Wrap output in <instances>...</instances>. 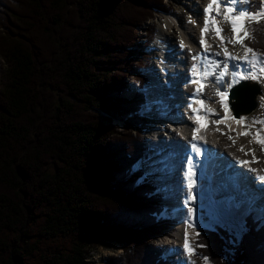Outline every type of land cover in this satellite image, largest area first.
I'll return each mask as SVG.
<instances>
[{
    "label": "trees",
    "instance_id": "obj_1",
    "mask_svg": "<svg viewBox=\"0 0 264 264\" xmlns=\"http://www.w3.org/2000/svg\"><path fill=\"white\" fill-rule=\"evenodd\" d=\"M170 11L166 0H0V264H85L109 244L123 252L105 264H170L155 240L172 223L132 172L147 154L155 32L141 27ZM250 28L244 45L264 56V21ZM255 226L237 238L216 225L197 251L209 264H264Z\"/></svg>",
    "mask_w": 264,
    "mask_h": 264
},
{
    "label": "bare ground",
    "instance_id": "obj_2",
    "mask_svg": "<svg viewBox=\"0 0 264 264\" xmlns=\"http://www.w3.org/2000/svg\"><path fill=\"white\" fill-rule=\"evenodd\" d=\"M189 1V0H188ZM193 0H190V3ZM229 0H226V3H228ZM197 4L196 8H190L188 14L191 16V18L193 20L196 21L195 24L190 23V24H182L181 21H176L175 19H170L167 18L165 21V24L161 25V32H162V37L165 41H163V44L160 48V50H162V56L164 57L163 60L165 61L166 58V64L169 66H164V74H166L167 76V81L169 82L167 84L166 87H169L171 89H173L172 95L173 97L171 99L168 98L169 101H173L174 99H176V103L172 104L176 106L180 107L179 112L182 115L183 118V122L182 121H175L177 123L176 127L175 125L169 123L168 121H164L163 118L157 117L158 118V125L157 127H155V130H163L166 133V138H162L167 139L168 136V142L165 141L164 145L158 143L157 141H154L153 145L155 146H160L162 145V147L158 148L157 150H155V152L157 151H162V150H166L168 152H172L170 154V156L167 159H163L162 165L165 167V169H169L170 165L172 162L177 163L181 162V163H185L186 161V157L187 155L181 156L180 159H174V157L176 156L175 152H178L179 155L180 154H184L186 147L190 146L191 143H198L201 146L206 147V152L204 153V159L200 162L202 164H205V162H215V166L217 165V167H220L223 161H227L226 163H232L235 159L234 157L236 156V158H243L247 161L249 160H253L252 157L256 156V154L254 153V148L255 146H253L252 148V152L253 154L248 156L246 154H244L243 150L242 154L240 155L237 152H235V148H237L239 146V148L241 147V149H245L248 145H246L244 142L246 139L250 140V137H247V135L245 136V138L243 137L242 133L243 131H245L244 129V124L245 122L242 120L240 122H237V119H234L233 117V113L230 109V103L228 102V95H229V91L231 89V87L237 85L234 84L231 87H227V93L228 95L225 98H221L220 96L217 95V87L216 85L213 83V79L214 77L218 74L223 72L224 67L222 69L218 70L211 65V62H220L223 64V66L225 64L228 65H234L235 70L239 71V72H246L249 69H251L256 75H257V79L256 80H252L251 78H246L241 80L239 83L241 82H249V83H254L257 82L255 84H257L260 87H263V73H261L259 71L260 64L263 63L264 61V57H260V55H258L260 57V59L258 60V62L256 63L255 67H253L250 64H246L242 59L241 60H236V59H226L225 58V45L224 42L220 41L219 46L221 45L222 48H220L218 45H216V43H211L213 42L211 40V35H214L219 40H221L220 36L217 35L216 33V28L218 26H216L215 28V32L211 31L209 29V25H208V30L206 32L203 33V40H204V45L201 46L200 45V41H201V29L204 27V20H205V8L208 7L211 4V0H197ZM203 9L202 13L200 9ZM219 11V5H212L211 11L209 13L208 19L212 16V14H215ZM214 12V13H213ZM175 17V16H173ZM184 20V19H183ZM210 24V22H209ZM213 23V26L214 27ZM222 35V34H221ZM210 37V38H209ZM213 37V36H212ZM177 39V44H174L173 41ZM181 41L184 42L185 47L181 48ZM175 46H179L178 49H176ZM167 47V48H166ZM167 49L171 52L169 53V55H167L166 51ZM229 53L230 56L235 57L236 56L232 53H230L229 51H227ZM217 53H219V55H216ZM193 57H196V59H193ZM181 63V65H180ZM193 65H195L196 67H199L201 69H203V77L198 78V81H202L201 83H197L196 87L197 89L195 90V93L197 92V90L199 89L202 91L206 92L205 97L203 98V101L206 100H210L212 102V104L214 103V105L216 104V107L218 109V111H215L216 107H212V108H208L206 105V101L204 104L199 103V98H198V94L196 96H190L192 94V92L194 91L193 88L194 86L189 82L193 76H190V68L187 70L186 73H184L182 75L181 78V74L183 71L186 70V68L188 66L193 67ZM261 73V74H260ZM171 75L174 77L178 76V81L177 80H172L171 79ZM159 78V77H158ZM224 79V78H223ZM226 80L228 81H232L234 78L231 74V71H229V77H225ZM159 80V79H158ZM263 80V81H262ZM165 82V83H166ZM177 84H176V83ZM238 83V84H239ZM155 85L159 86V82H157L155 80ZM163 84V82H162ZM171 84V85H170ZM174 87V88H172ZM167 90H169L168 88L165 90L164 92L167 93ZM170 91V90H169ZM176 94L179 95L178 98L176 97ZM183 94H188L186 97V100L184 103H182V100L180 99V97ZM167 95V94H166ZM166 98L168 97L165 96ZM197 97V100L194 101V98ZM164 98V99H166ZM209 101V103H210ZM158 97L154 98V102L152 103L153 107H157L158 104ZM201 104V106L197 107V104ZM163 104V107L161 108L162 110H165V104ZM189 104L192 105L191 108H189ZM225 105H227L228 110L225 111ZM172 107H168V109L170 110ZM199 112V116L205 117V119H201L199 121H197L195 119L196 116V112ZM176 114L178 113L177 111L175 112ZM158 114V113H157ZM171 116H175L174 114H170ZM190 117H193L192 119H190ZM243 117V116H241ZM244 118V117H243ZM218 119H224L223 123L220 124H216L214 123V121L218 120ZM168 122V123H167ZM167 124L165 127H163L162 125ZM198 129V131L195 133L197 140L193 141L192 137H193V129ZM164 132L159 134L160 138L164 135ZM231 137V139L229 138ZM257 139V138H256ZM180 140V141H179ZM179 141V142H178ZM206 142V144H205ZM246 145V146H245ZM175 147V150H172L171 147ZM168 149V150H167ZM179 155L178 158H179ZM258 158V157H257ZM247 164H250V162H248ZM254 165L256 163H253ZM251 169L256 170V173H262L261 171H258L259 169L256 168L255 166H253ZM153 165V166H152ZM156 164H151L150 168H155ZM176 166L172 167L173 169ZM246 166L243 167V169L241 168L239 170L241 175H249L251 173L250 170L245 168ZM150 168H147L146 170L148 171ZM214 170V169H213ZM218 175H216L213 178V183L211 188L214 190L215 186H218L220 184H222L224 182L223 180V176H224V171L221 169H217V173ZM149 174L146 173V177H148ZM172 181L170 183L171 185V189L177 190L178 194L176 193H172L171 199H169L168 206L172 205L173 203H176V210H174V212H176L182 219L179 221V224L177 225L178 230L176 232H174V236L176 237V239L179 240V242L182 243V245L184 244V235H185V220H189V222H193L191 218H189L187 216V208L184 207L183 201L185 199L186 196V190L183 187V182H182V178L180 177V175L178 174V170L174 171V174L172 175ZM209 181H206V189L204 191L203 194H201V199H205L204 202L208 205V207L210 209L213 210V206L215 205V203L217 201H221L223 199H225L226 197H223L220 199V197L218 196H214V194H212V190L209 188ZM238 184L239 188L241 190L244 191L245 194H249L251 193V190L257 191L256 188H253V186L251 185L250 181H245L243 178L238 180ZM205 187V186H204ZM224 186L222 185L220 189H222ZM200 193V191H198ZM207 194L209 195L208 199H206ZM255 197V196H254ZM253 196H249V199L251 200V203L253 204L254 209L252 210L253 213H258V216H262L264 219V197L261 199L255 200ZM257 197V196H256ZM179 198V199H178ZM196 204H192V207H195ZM239 207L236 208V210L234 211V213L229 216L230 219H232L233 221H237V222H241V220L244 222H246L250 216L248 218L243 217L244 216V208L243 206L245 205V203H240L238 204ZM258 210H261V212H259ZM210 212V211H209ZM211 214V213H210ZM214 215H216L215 213H213ZM211 218H215L212 214L210 216ZM193 225V224H192ZM259 227H261V224H259ZM195 227L194 225L191 227L187 228V236L188 239L193 238V233H195ZM177 240V241H178ZM173 241V240H172ZM189 241V240H188ZM178 243V242H177ZM190 244V243H189ZM166 246H169V244H166ZM176 260L182 259L185 260L186 256L183 253V257L182 254L181 256H179L178 258H175Z\"/></svg>",
    "mask_w": 264,
    "mask_h": 264
},
{
    "label": "rangeland",
    "instance_id": "obj_3",
    "mask_svg": "<svg viewBox=\"0 0 264 264\" xmlns=\"http://www.w3.org/2000/svg\"><path fill=\"white\" fill-rule=\"evenodd\" d=\"M166 3L169 5V7L171 9V11L168 14L155 13L153 18L150 21H147V20L144 21L142 24V27H141L144 29V31L141 32V35H146V31H148V29L151 27H153V30L155 31L154 35H153L154 38L152 39V41L150 43L152 45V47L148 49V51L151 53V55H150L151 61L147 65V69L144 70V74L151 78V80L148 81L147 87L145 89V93L147 95V104H146L147 106H145L143 108V110L141 111L142 118L144 117L143 120L148 123V125L145 126L146 131H144L142 133L143 138L146 141L145 145H147L149 147L148 153L149 152L153 153L155 150L162 147V145L154 147V145H153L154 141H157L158 143L163 144V145H164L165 141L168 142V136H167V139H164L165 141L162 139L163 137L166 138L165 137L166 133L163 130H161V129L155 130V127L159 126L158 125V118H157L158 117V114H157L158 109H157V107L154 108L152 106L153 105L152 103L154 102V98L157 97V95L159 94L158 91L165 93L164 89L165 90L167 88L170 89L169 87H166L167 85L165 86V84L169 83V82H166L168 80L167 77L163 76L164 66H166L167 64H166V58L164 61L163 60L164 57L162 56V50H160V48L163 44V41H165L162 37V32L160 29L161 25L165 24V21L167 18L175 19L176 21L179 20V21H181L182 24H190L189 17H191V16L188 14V12H189L190 8L195 9L196 5H198L197 0H193V1H191V3H190V0L189 1L188 0H166ZM251 4L252 3H250L249 6L241 5L240 7L242 8V10H247V9L251 8ZM200 10L202 13L203 9L201 8ZM219 12L221 13L220 16H217V13H215V14H212V16L209 18V22H210L209 29L211 31H214V32H215V29H213V28H215L216 26H218L220 29H222L221 34L223 35V37L225 39V41H223L224 42L223 45H225V47H227L226 48L227 51L234 54L235 56H238L239 58H242L244 56V47H242L240 43H229V42H227L228 40H230L232 38L233 34L231 31L230 24L223 20V15H222L224 12L223 7L219 6ZM173 16H175V17H173ZM213 18H215L217 20V23H215L216 25H214V27H212L213 26ZM241 36H243V33H241ZM211 40L213 41L211 43H216V45L219 46L220 42H216V37L214 35H211ZM173 43L177 44L178 43L177 39L174 40ZM175 47H176V49L179 48V46H175ZM219 47L222 48L221 45ZM153 52H157V54H154ZM168 52L171 53L167 49V51H166L167 55H169ZM249 56H251V54H249ZM180 65H181V63H180ZM167 66H169V65H167ZM260 67H264V61H263V63L260 64ZM263 75H264V73H263ZM226 77H229V75ZM155 80L160 83L159 86L154 84ZM263 80H264V77H263ZM129 81H130V79H127V82H125L126 86L128 85ZM162 82H163V84H162ZM254 83H257V82H254ZM263 84H264V81H263ZM260 90H261V94L258 97H256L257 106H256L255 111H253L249 115L243 116L244 117L243 121L245 122V124H244L245 131H243V133L247 132V133L251 134V138H249L250 140L246 139L244 142L248 146H250V144H253L254 141H256L257 131H260L261 137H264V85H263V87H260ZM128 95H131V93L124 92L123 96H121V97H127ZM169 99H171V98H169ZM205 101L207 104L206 106L209 109L212 107L213 108L216 107V104L215 105H214V103L212 104V102L210 100L205 99ZM209 101H210V103H209ZM215 111H218L217 107L215 108ZM149 113L152 114L153 119L146 117L147 115H149ZM144 114L146 116H143ZM171 114L175 115V116H171V117L176 118L177 114L175 112H172ZM150 122H152V123H150ZM143 123L141 124L142 127H143ZM169 123L175 125V127L177 125V123L175 121H170ZM112 124L118 125L119 131H121L120 130L122 128L121 122L119 123V122L115 121ZM163 132H164V135L161 138L159 135L158 136L155 135V134H161ZM245 136L246 135H243L244 138H245ZM174 148H175L174 146L171 147L172 150H175ZM263 150H264V147H262L260 144H257L255 146L254 153L256 154V156L258 158L254 156L256 158V164L255 165L253 164V166L258 168L259 169L258 171H261L262 173H264V152H263ZM235 152H237L240 155H243L241 147L239 148V146L237 148H235ZM175 154L179 155L178 152H175ZM244 154L250 156L253 154V152H251V150L249 148H246L244 151ZM149 156L152 157L151 154ZM177 160H178V156H177ZM142 161L139 162L137 165H139L141 170H144L146 172H147L146 169L150 168L151 164L155 163L153 159H152V161H148V162L145 161V162H143V164H141ZM133 170H136V169L134 168ZM143 179L144 178H142V181L145 180V179L144 180ZM170 181H172V179H170ZM139 183H141V181H139ZM156 184H158V182H156ZM172 193L178 194L177 190H175V192L173 190ZM211 193L214 194L213 191ZM214 196H217V195L214 194ZM261 200H262V198H261ZM168 201L166 203H171ZM208 212H209V210L206 209L205 212H203V213H200V212L196 213L195 216L197 217V221L195 222V219H193V222L195 224H199L197 222H199V220H201V218H202L201 224L205 225L207 228L212 226L211 222L215 221V219L213 217L211 218L210 217L211 215H209ZM161 216L162 217H170L169 212L166 210L163 212V214H161ZM216 221H217V219H216ZM242 222H243L242 220H241V222H238V223H237V221H228L227 222L224 220H218V224H216V225H220V226L229 228L230 231L233 234H235L237 238H240V234L242 233L244 225H245ZM261 226H264V223H262ZM173 236H174V232H173ZM197 236H198L197 234L194 235L193 238H191L189 241L192 248L197 247V243H196L197 242L196 241ZM177 240L178 239H176V238L166 240L165 237H159V238H156L155 243H156V245L163 247L164 251L166 250V252H167V250L170 248V246L175 247L176 245L180 246V244H182L181 242H179V240L178 241ZM166 244H169V246H166ZM122 252H123V249L121 246L112 245V244H109L107 246L95 247V250H91V251H89V249H87L88 258L86 259L85 264H105L106 260H108L110 258H119V256L122 254ZM166 252H165V254H166ZM197 254L198 253H195L194 258H190L188 260H187V258L185 260L179 259V261H178V260H175V256H176L175 254L169 255L167 253L166 255L170 256V258H166V260L169 261L170 264H179V263L182 264L181 261H183V264H189V261H190V264H206L204 259L201 258ZM182 257H183V254H182Z\"/></svg>",
    "mask_w": 264,
    "mask_h": 264
},
{
    "label": "snow or ice",
    "instance_id": "obj_4",
    "mask_svg": "<svg viewBox=\"0 0 264 264\" xmlns=\"http://www.w3.org/2000/svg\"><path fill=\"white\" fill-rule=\"evenodd\" d=\"M219 5L223 7V20L230 24L231 31H232V38L228 40L229 43H240L242 47H244V56L242 58H235L229 55L227 52V49L225 48V58L226 59H236V60H243L246 64H250L253 67H255L256 63L260 59V57L257 55L256 51L252 47H248L244 45L245 39H250L253 36L254 29L250 28V25L252 23L260 24L262 21H264V0H260L259 4L257 5L256 11H246L242 10L240 5L249 6L250 0H229L228 3H226V0H211V4L205 8V20H204V27L201 29V41L200 45H204L203 40V33L208 30L209 25V13L211 11L212 5ZM221 13L218 11L217 16H220ZM189 22L195 24L196 21L193 20L191 17H189ZM213 23H217V20L213 18ZM216 33L218 36H220L221 40H224L222 33V29L219 27L216 28ZM241 33H243V36H241ZM184 42L181 41V48H184ZM251 54V56H249ZM216 55H219L217 53ZM193 59H196V57H193ZM197 71L196 66L193 65L190 75L192 73H195ZM231 71V74L233 76L232 81H228L226 79H223L225 73ZM261 73H264V67H261L259 69ZM251 78L252 80H256L258 77L257 75L249 69L246 72H239L235 70L234 65H224V70L221 73H218L214 79L213 83L217 87V95L220 96L222 99L225 98L227 93V87H231L234 84H238L241 80ZM190 83H201L202 81H197L195 77L189 81ZM199 92V89L196 93H193V95H197ZM199 103L204 104L205 101H199ZM192 105L189 104V108H191ZM228 110L227 105H225V111ZM193 117H190L192 119ZM234 119H237V122L242 121L243 117H233ZM195 119L197 121L201 119H205V117L202 116H196ZM224 119H218L214 121L216 124L223 123ZM198 131V129H193V141L197 140V137L195 133ZM242 135H249V133L245 132L242 133ZM256 143L260 144L262 147H264V137H261L260 131H257L256 133ZM231 139V137H229ZM206 144V142H205ZM191 152L186 157V166L183 169V187L186 190V196L184 199V207L187 208V216L189 218H192L194 214L197 212V209L194 207H189L190 201H199V188H200V162L204 159V153L206 152V147L201 146L198 143H191ZM243 151V148L241 149ZM255 158V157H254ZM241 166L246 165L247 161H237ZM253 172V174L256 175L257 182L261 183L262 190H264V176L256 174V170L249 169ZM238 202L236 201L235 197L229 196L221 201H217L215 205L213 206V212L222 220L226 221L229 216H231L236 208H238ZM202 220V218H201ZM185 235H184V244H183V253L186 256V258L193 253V249L191 248L188 236H187V228L193 226L189 220H185ZM197 235H201L200 232H197ZM200 247H206V245H200ZM199 255V254H197ZM205 261H208V257H203ZM190 264V261H189Z\"/></svg>",
    "mask_w": 264,
    "mask_h": 264
},
{
    "label": "water",
    "instance_id": "obj_5",
    "mask_svg": "<svg viewBox=\"0 0 264 264\" xmlns=\"http://www.w3.org/2000/svg\"><path fill=\"white\" fill-rule=\"evenodd\" d=\"M261 90L255 83L242 82L230 91V109L235 117L251 114L257 106L256 97Z\"/></svg>",
    "mask_w": 264,
    "mask_h": 264
}]
</instances>
